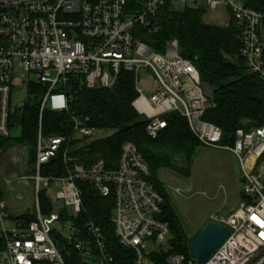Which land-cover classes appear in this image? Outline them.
<instances>
[{"label": "built area", "instance_id": "obj_1", "mask_svg": "<svg viewBox=\"0 0 264 264\" xmlns=\"http://www.w3.org/2000/svg\"><path fill=\"white\" fill-rule=\"evenodd\" d=\"M170 1L0 0V139L11 136L13 83L45 88L31 178L36 217L28 224L17 221L12 229L3 228L6 214L0 201L5 243L0 264H156L155 254L147 253L145 245H169L165 200L149 181L150 170L133 143L121 145L114 163L98 160L85 165L77 153L88 151L85 143L95 141L98 132L88 126V118L72 114L69 135L42 134L45 112L70 114L74 91L110 89L124 72L135 77L132 106L145 121L148 138L155 140L167 127L165 117L178 113L202 146L230 152L240 164L244 199L227 218H210L230 235L204 264H264V186L262 174L254 173L250 163L264 155V126L238 130L230 147L221 145L219 128L202 120L212 98L194 65L179 54L177 41L167 42L158 52L139 36V31L149 35L155 30L157 15ZM182 3L194 6L196 0ZM205 6L210 11L224 6L229 22L239 27L244 65L264 83V12L248 7L246 0H205ZM25 151L24 147L21 159L15 156L13 163L27 162ZM58 158L64 176H41V170ZM78 182L112 200L113 238L95 221L78 218L83 208ZM51 188L63 210L71 209L70 218L41 213L39 194ZM167 263L198 264L190 251L188 257L170 256Z\"/></svg>", "mask_w": 264, "mask_h": 264}, {"label": "trees", "instance_id": "obj_2", "mask_svg": "<svg viewBox=\"0 0 264 264\" xmlns=\"http://www.w3.org/2000/svg\"><path fill=\"white\" fill-rule=\"evenodd\" d=\"M135 1L128 0L130 4ZM246 2L248 7L264 12V0ZM203 15L204 11L196 7L187 8L183 13H173L167 3L156 17L155 30L149 35L139 31V36H142L151 49L158 52L167 42L177 41L181 57L194 65L201 82L208 85L212 92L211 106L202 120L220 129L222 146L232 147L238 130L248 132L264 126V83L244 65L240 55L242 43L238 25L232 20L227 26L207 25L202 21ZM44 92L42 85H30L28 103L19 112L10 111V129L18 126L20 135L0 139L2 158L8 150L17 146L26 148V173L31 169L28 174H33V170L35 174L39 105ZM136 97L135 77L126 72L120 74L110 89L74 91L70 114L44 113L41 120L42 134L45 137L69 135L72 114L88 118V126L98 131H113V135L104 139L87 141L85 147L88 151H78L80 162L85 165L98 160L116 162L120 147L126 142L137 147L150 170L149 181L165 200L163 219L170 225V249L168 252L153 255L152 259L156 264H168L167 259L170 256L188 257L190 244L201 231L193 238L187 236L163 187L156 181L154 172L158 168H166L181 176H188L192 158L201 144L191 133L186 120L178 113L165 117L167 127L155 140L148 138L145 132L146 123L132 106ZM53 169L56 171L53 172L54 175L64 176V167L59 158L44 167L41 176L46 177ZM77 185L82 191L83 207L78 218L82 222L95 221L106 235L113 238L110 222L112 200L102 198L88 184L78 182ZM39 199L41 213L45 216L51 214L53 202L46 193L41 192ZM0 201H3L1 190ZM60 215L68 218L65 210L60 211ZM35 217V210L17 216L7 214V219L14 223L20 221L28 224ZM4 247V238L0 231V252ZM118 254L120 255V251Z\"/></svg>", "mask_w": 264, "mask_h": 264}, {"label": "rangeland", "instance_id": "obj_3", "mask_svg": "<svg viewBox=\"0 0 264 264\" xmlns=\"http://www.w3.org/2000/svg\"><path fill=\"white\" fill-rule=\"evenodd\" d=\"M183 0H171L169 7L173 13H183L185 9L196 7L204 11L203 23L214 26H227L229 17L224 6L215 11L206 9L205 0H196L194 6H187ZM28 83L14 82L10 96V108L19 112L28 103ZM12 137L20 135V129L11 130ZM113 135V131H98L92 140L104 139ZM24 147L17 146L8 150L3 158L0 155V190L3 194L4 212L6 220L3 228L12 229L14 222L7 219V214L17 216L27 211L35 210V186L31 178L35 175L26 173L24 159L13 163V158L21 159V150ZM26 150V148H25ZM27 152V150L25 151ZM177 164L181 165L176 159ZM253 165V172L262 174L261 183L264 186V157L250 162ZM34 168V167H32ZM55 170L53 169L52 172ZM36 172V171H35ZM56 173V171H55ZM54 175V174H53ZM156 181L163 187L171 206L180 218L181 227L189 238H193L199 231L205 228L210 216L218 215L227 218L234 212L243 201L241 183V167L237 158L230 152L199 146L192 158L189 175L181 176L169 169L158 168L154 172ZM26 181L22 182L21 179ZM53 202L51 214L58 215L63 210V203L54 200L56 189H43ZM40 201V199H39ZM68 218L71 216V209L65 210ZM64 234H68L67 225ZM59 230L62 226L58 224ZM0 231L2 225L0 224ZM171 237L167 240L170 241ZM169 245L157 247L150 243L145 245L147 253L157 254L159 251H167ZM190 248V247H189Z\"/></svg>", "mask_w": 264, "mask_h": 264}, {"label": "water", "instance_id": "obj_4", "mask_svg": "<svg viewBox=\"0 0 264 264\" xmlns=\"http://www.w3.org/2000/svg\"><path fill=\"white\" fill-rule=\"evenodd\" d=\"M204 89L212 98V92L208 85L204 84ZM230 231L225 226L208 223L205 228L192 240L190 244V255L196 258L198 264L206 263L211 254L214 253L229 237Z\"/></svg>", "mask_w": 264, "mask_h": 264}, {"label": "crops", "instance_id": "obj_5", "mask_svg": "<svg viewBox=\"0 0 264 264\" xmlns=\"http://www.w3.org/2000/svg\"><path fill=\"white\" fill-rule=\"evenodd\" d=\"M242 183V182H241ZM242 203V202H241ZM210 218H212V216H210L209 217V220H208V222L205 224V225H207L209 222H210Z\"/></svg>", "mask_w": 264, "mask_h": 264}]
</instances>
